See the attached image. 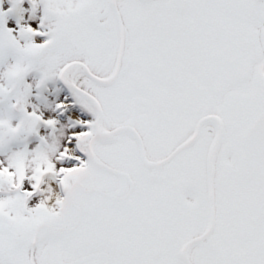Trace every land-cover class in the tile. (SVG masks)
<instances>
[{"label": "snow or ice", "instance_id": "snow-or-ice-1", "mask_svg": "<svg viewBox=\"0 0 264 264\" xmlns=\"http://www.w3.org/2000/svg\"><path fill=\"white\" fill-rule=\"evenodd\" d=\"M0 264H264V0H0Z\"/></svg>", "mask_w": 264, "mask_h": 264}]
</instances>
